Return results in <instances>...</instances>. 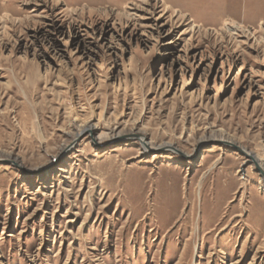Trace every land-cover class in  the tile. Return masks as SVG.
<instances>
[{
    "label": "rangeland",
    "instance_id": "374dc122",
    "mask_svg": "<svg viewBox=\"0 0 264 264\" xmlns=\"http://www.w3.org/2000/svg\"><path fill=\"white\" fill-rule=\"evenodd\" d=\"M227 142L264 157V0H0V264H264Z\"/></svg>",
    "mask_w": 264,
    "mask_h": 264
},
{
    "label": "bare ground",
    "instance_id": "6f19581e",
    "mask_svg": "<svg viewBox=\"0 0 264 264\" xmlns=\"http://www.w3.org/2000/svg\"><path fill=\"white\" fill-rule=\"evenodd\" d=\"M78 129H79L78 132H76L74 134L75 137H78L79 135H82V134H85V133H88V134L93 133V126L91 124H86L85 126L80 127ZM138 137H139L140 140L145 141L144 140L145 139L144 135L140 134V135H138ZM97 139H99V137ZM149 145L151 147H153L151 144H149ZM160 146L171 147L169 144H160V145H158V147H160ZM66 148H67V146L63 147L61 149V151L66 150ZM244 156L247 157L248 159H250L252 161V163L254 165H256L259 169H261L262 172L264 173V157L263 156L255 155V154L247 152L245 150H244Z\"/></svg>",
    "mask_w": 264,
    "mask_h": 264
},
{
    "label": "water",
    "instance_id": "95a60500",
    "mask_svg": "<svg viewBox=\"0 0 264 264\" xmlns=\"http://www.w3.org/2000/svg\"><path fill=\"white\" fill-rule=\"evenodd\" d=\"M229 143V142H227ZM230 145H232L233 147L236 148V150H238L239 152H241L243 155H244V149L236 144H233V143H229ZM256 166V165H255ZM257 170L260 172L261 176L264 178V173L262 172L261 169H259L257 166H256Z\"/></svg>",
    "mask_w": 264,
    "mask_h": 264
}]
</instances>
